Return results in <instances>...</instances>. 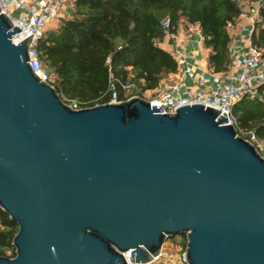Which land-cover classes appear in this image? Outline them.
<instances>
[{
  "label": "water",
  "instance_id": "1",
  "mask_svg": "<svg viewBox=\"0 0 264 264\" xmlns=\"http://www.w3.org/2000/svg\"><path fill=\"white\" fill-rule=\"evenodd\" d=\"M19 30L0 8V208L18 224L0 264L147 262L177 234L186 264H264V156L225 112L139 95L75 109Z\"/></svg>",
  "mask_w": 264,
  "mask_h": 264
},
{
  "label": "trees",
  "instance_id": "2",
  "mask_svg": "<svg viewBox=\"0 0 264 264\" xmlns=\"http://www.w3.org/2000/svg\"><path fill=\"white\" fill-rule=\"evenodd\" d=\"M239 0H73L69 17L47 29L36 45L45 68L55 77L61 98L92 106L111 96L113 81L124 98L123 84L141 93L156 89L163 77L176 72L175 57L159 41L184 23H198L203 44L210 49L208 67L224 72L231 65L229 23L236 24ZM170 22L166 29L162 22ZM250 43L264 57V0L254 18ZM110 57L109 63L107 58ZM237 131L264 156V81L242 94L231 106ZM255 139L263 142V148ZM18 224L0 208V256H14L12 239ZM186 246V236L181 235Z\"/></svg>",
  "mask_w": 264,
  "mask_h": 264
},
{
  "label": "built area",
  "instance_id": "3",
  "mask_svg": "<svg viewBox=\"0 0 264 264\" xmlns=\"http://www.w3.org/2000/svg\"><path fill=\"white\" fill-rule=\"evenodd\" d=\"M70 0H0V8L8 14L13 23L21 28L12 36L14 43L20 41L32 34V40L29 47L30 64L35 73L43 81L55 86V77L48 71L38 56L36 48L38 40L43 37L47 31L50 21L59 20L68 13L67 6ZM166 29H169L170 22H162ZM195 23H190L193 25ZM232 24L229 23V26ZM232 66L236 71L226 70L224 72H210L204 70L195 73L190 66H183L181 71L184 77H190L194 80L193 85H186L183 80L173 82H163L158 88L155 96H147L146 92L141 93L134 83L123 84L124 98L119 97L118 89L113 81L110 83L111 96L107 102L121 101L132 96L139 95L150 101L157 102L161 107V113H174L176 108L184 104L203 103L219 109L220 112L228 117V121L233 123L231 115V106L242 94L248 91H254L256 86L264 81V61L261 50L254 47L250 41L244 52H237ZM110 57L107 58L109 63ZM211 82L210 88L206 85ZM206 85V86H205ZM62 100L75 109L87 107L85 102L77 99L63 97ZM106 103V102H105ZM100 104V103H95ZM94 104V105H95ZM163 104V107L162 105ZM128 264H156L162 257H167L172 264H186L183 257L177 261L169 257L164 250V244L160 253L147 262L134 263L130 260V252H124ZM181 263V264H182Z\"/></svg>",
  "mask_w": 264,
  "mask_h": 264
},
{
  "label": "crops",
  "instance_id": "4",
  "mask_svg": "<svg viewBox=\"0 0 264 264\" xmlns=\"http://www.w3.org/2000/svg\"><path fill=\"white\" fill-rule=\"evenodd\" d=\"M72 7L73 0H70L67 6L68 13H66L64 17L70 16ZM257 11L258 6H252L249 13L242 12L236 24L229 27L231 35L230 54L232 58L229 70L236 71L232 66L233 61L238 54L237 52H244L250 41V34L253 29L254 18L257 15ZM59 20L50 21L47 29L56 26ZM159 44L175 57L178 67L176 72L168 73L163 77L156 89H158L163 82H173L180 79L183 80L186 85H193L195 82L192 78L182 75L181 69L186 65L190 66L195 73L204 70L213 72L207 64V57L210 49L206 48L203 44V37L198 23L193 25H190V23H180L177 31L173 33L167 31L163 39L159 41ZM206 85L210 88L212 83L208 81Z\"/></svg>",
  "mask_w": 264,
  "mask_h": 264
},
{
  "label": "rangeland",
  "instance_id": "5",
  "mask_svg": "<svg viewBox=\"0 0 264 264\" xmlns=\"http://www.w3.org/2000/svg\"><path fill=\"white\" fill-rule=\"evenodd\" d=\"M259 3H260V0H239L241 11L247 12V13H249L251 11L252 6H254V5H255V7L259 6ZM163 20H168V18L165 17ZM185 20H186L185 18H182L181 19V21H183L182 23H184ZM262 59L264 61V57H262ZM157 92H158V89L147 90L146 95L153 97L157 94ZM255 141H256L258 146L263 148V142L261 140L255 139ZM182 242L183 241H182L181 234H177V235H174L172 237L167 238V241H165V243H164V250L168 253L169 257H172L176 260L177 259L179 260V258L181 259L183 257V254L186 250V246ZM181 263H179V264H181ZM156 264H172V263H170L168 258L164 256Z\"/></svg>",
  "mask_w": 264,
  "mask_h": 264
}]
</instances>
